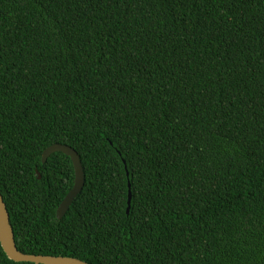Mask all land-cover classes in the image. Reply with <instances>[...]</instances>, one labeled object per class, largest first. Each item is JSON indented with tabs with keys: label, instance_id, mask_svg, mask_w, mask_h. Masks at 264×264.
<instances>
[{
	"label": "trees",
	"instance_id": "16d2710c",
	"mask_svg": "<svg viewBox=\"0 0 264 264\" xmlns=\"http://www.w3.org/2000/svg\"><path fill=\"white\" fill-rule=\"evenodd\" d=\"M0 192L26 254L264 264V0H0Z\"/></svg>",
	"mask_w": 264,
	"mask_h": 264
},
{
	"label": "water",
	"instance_id": "95a60500",
	"mask_svg": "<svg viewBox=\"0 0 264 264\" xmlns=\"http://www.w3.org/2000/svg\"><path fill=\"white\" fill-rule=\"evenodd\" d=\"M57 152H61L71 158L75 173L74 187L68 193V195L60 204L57 210V219L62 220L69 211V209L71 208L75 199L79 196V194L82 192L84 188L85 173L78 152L73 148L64 144H53L52 146L48 147L42 155V162L45 164L49 159V157ZM37 173L39 174L38 171ZM41 178L42 176L39 174V179ZM131 200H132V194L130 192L129 201H128L129 207L127 210L128 214L131 208ZM0 243L4 252L9 257V259L19 263L28 262L34 264H89L83 260L73 257L34 255V254H26L19 251L15 240V233L10 220V214L1 192H0Z\"/></svg>",
	"mask_w": 264,
	"mask_h": 264
},
{
	"label": "bare ground",
	"instance_id": "6f19581e",
	"mask_svg": "<svg viewBox=\"0 0 264 264\" xmlns=\"http://www.w3.org/2000/svg\"><path fill=\"white\" fill-rule=\"evenodd\" d=\"M53 155V154H52Z\"/></svg>",
	"mask_w": 264,
	"mask_h": 264
}]
</instances>
